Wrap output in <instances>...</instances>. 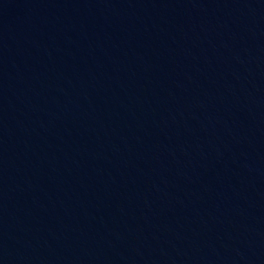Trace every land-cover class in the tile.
Listing matches in <instances>:
<instances>
[{
	"label": "water",
	"instance_id": "1",
	"mask_svg": "<svg viewBox=\"0 0 264 264\" xmlns=\"http://www.w3.org/2000/svg\"><path fill=\"white\" fill-rule=\"evenodd\" d=\"M0 264H264V0H0Z\"/></svg>",
	"mask_w": 264,
	"mask_h": 264
}]
</instances>
